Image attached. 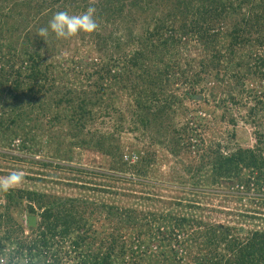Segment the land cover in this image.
Instances as JSON below:
<instances>
[{"label": "trees", "instance_id": "trees-1", "mask_svg": "<svg viewBox=\"0 0 264 264\" xmlns=\"http://www.w3.org/2000/svg\"><path fill=\"white\" fill-rule=\"evenodd\" d=\"M89 7L97 10L99 27L73 36L75 44L61 47L54 34L47 43L37 35L57 11L80 14ZM228 72L234 90L252 80L259 85L241 93L264 92V0H0V114L7 117H0V135H11L8 146L24 137L23 150L31 152L24 143L33 145L32 131L45 125L50 145L56 139L60 147L117 157L120 167L109 172L119 181L142 184L163 147L181 159L199 194L224 184L264 193V133L256 132L254 148L203 147L214 122L191 104L207 102L208 78L218 94ZM181 84L189 89L179 94ZM121 96L133 100L130 130H156L163 138L134 154V163L112 153L107 143L114 133L91 130L97 117L112 115ZM228 102L238 105L230 96L220 107ZM179 115L190 120L177 125ZM118 119L117 133L125 125ZM50 158L57 164L41 162L44 167L74 170L70 157L55 152ZM0 199V264H264V229L24 189L0 190ZM23 213L25 220L17 217ZM30 216L37 218L34 227ZM238 218L264 221L258 212Z\"/></svg>", "mask_w": 264, "mask_h": 264}, {"label": "rangeland", "instance_id": "rangeland-1", "mask_svg": "<svg viewBox=\"0 0 264 264\" xmlns=\"http://www.w3.org/2000/svg\"><path fill=\"white\" fill-rule=\"evenodd\" d=\"M74 40L73 37L60 38L59 45L66 47L68 43H74ZM77 40L78 37L76 42H78ZM63 55L64 53L59 54V56ZM208 79L203 84L207 104L189 103L195 108L201 106L203 110L200 114L202 116L207 114L208 120L214 122L211 125L213 129L203 133V147L208 148L211 144L219 142L223 151L227 153L239 147L254 148L256 146V132L264 133V92H260V90L251 94H248L249 92L242 94L241 92L243 89L249 90V88L259 85V83L250 80L247 81L243 89L237 88L234 90L235 79L232 72H228L219 93L213 95L211 89L213 82L210 78ZM178 86L175 88L179 90V94L189 89L182 84ZM230 96L237 98L238 105L228 102L224 108H221L222 100L230 99ZM198 100H201V97H198ZM132 103L133 100L129 99L128 96H121L119 101L110 108L112 115L97 117L96 122L91 127L93 132H100L102 135L114 133L113 140L108 142L107 145L112 148L113 154L122 153L123 160L128 163L134 154L138 152L141 155L143 153L141 150L148 149L152 140L153 142L154 139L157 141L163 140L156 130L151 134L143 133L141 130L135 132L130 130L131 125L126 120L131 121L128 114ZM251 109L255 110L250 112ZM119 117L125 119V125L124 129L117 133V125L120 123ZM1 118L7 120V117L2 116ZM175 119L174 122L177 125L178 123L187 124L190 120L189 117L183 116L182 118L180 115ZM20 123L18 126L21 125ZM33 124L34 121L32 120L30 125ZM18 126L15 127L16 131L20 129H17ZM44 126H39V129L32 131V136L36 138L33 145L30 142L28 144L24 143L29 148L33 146L34 151L29 149L32 150L31 152L23 150L24 137H13L12 145L8 146L7 143L10 142L11 135L1 133L0 181H4L12 172L16 171L21 173L24 179L13 189L57 194L63 198H84L117 208H139L147 213H159L162 212V209H166V213L174 212L176 215L191 216L194 214L196 217L203 218L204 222H217L225 226H244L248 229H264V221L243 223V218H238V216L247 213L253 215L257 212L262 214L264 218V201L258 199L264 197V193H256L253 190L250 192L238 191V189L232 190L229 185L224 184L218 188L215 187V189L202 187L206 188L208 192L199 194L194 190V181L181 170V165L178 163L181 159L175 160L169 154V148L167 151L163 147L156 148L158 156L154 171L149 172L142 179V184H136L119 181L117 178L119 176L109 172L113 165L117 168L120 167L118 158L113 155L107 156L103 154L104 152L100 153L96 150L73 148L68 144L60 147L56 139L50 145V134ZM233 134H236L235 138ZM41 150L44 151V154L40 153ZM154 150L155 148L150 149V151ZM55 152L61 153L63 157H70L72 160L71 166L74 170H69L67 167H44L41 162L50 164L55 162L50 158ZM182 160L185 163L189 162L185 155L182 156ZM189 160H192L191 157ZM62 165L69 166L65 162H62ZM78 170H83V172H78ZM127 177L126 180H129V175ZM179 178L182 180L179 181ZM133 181L137 182L138 180L134 179ZM178 202H182L180 206ZM0 203H5V200L0 199ZM24 204L26 205V202ZM192 205L200 209L195 210L191 207ZM23 214H18L17 217L25 220L26 216Z\"/></svg>", "mask_w": 264, "mask_h": 264}, {"label": "clouds", "instance_id": "clouds-1", "mask_svg": "<svg viewBox=\"0 0 264 264\" xmlns=\"http://www.w3.org/2000/svg\"><path fill=\"white\" fill-rule=\"evenodd\" d=\"M96 8L89 7L80 14H70L69 11H57L49 21L47 27L39 29L37 35L46 43L50 34L58 39L71 38L81 32L92 33L99 27L96 20ZM19 172H12L4 181H0V190H11L23 181Z\"/></svg>", "mask_w": 264, "mask_h": 264}, {"label": "water", "instance_id": "water-1", "mask_svg": "<svg viewBox=\"0 0 264 264\" xmlns=\"http://www.w3.org/2000/svg\"><path fill=\"white\" fill-rule=\"evenodd\" d=\"M36 223H37V218L35 216H30L28 218L29 226L34 227V226H36Z\"/></svg>", "mask_w": 264, "mask_h": 264}, {"label": "built area", "instance_id": "built-area-1", "mask_svg": "<svg viewBox=\"0 0 264 264\" xmlns=\"http://www.w3.org/2000/svg\"><path fill=\"white\" fill-rule=\"evenodd\" d=\"M132 163H134L136 161V156L133 155V157L131 158Z\"/></svg>", "mask_w": 264, "mask_h": 264}]
</instances>
